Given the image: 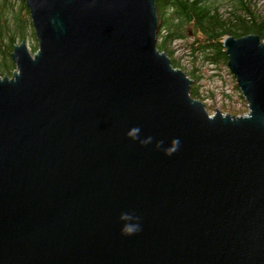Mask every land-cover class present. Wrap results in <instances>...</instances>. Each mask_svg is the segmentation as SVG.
I'll list each match as a JSON object with an SVG mask.
<instances>
[{
    "label": "water",
    "instance_id": "95a60500",
    "mask_svg": "<svg viewBox=\"0 0 264 264\" xmlns=\"http://www.w3.org/2000/svg\"><path fill=\"white\" fill-rule=\"evenodd\" d=\"M25 1L38 48L0 58V264H264L263 33L224 39L249 111L211 113L156 0Z\"/></svg>",
    "mask_w": 264,
    "mask_h": 264
},
{
    "label": "trees",
    "instance_id": "16d2710c",
    "mask_svg": "<svg viewBox=\"0 0 264 264\" xmlns=\"http://www.w3.org/2000/svg\"><path fill=\"white\" fill-rule=\"evenodd\" d=\"M158 47L166 50L175 66L183 67L175 57L174 40L184 39L186 50L194 61L201 58L212 63L228 64L224 39L262 32L264 39V0H156ZM35 37L30 10L25 0H0V58L5 73H12L16 64L12 51L18 40ZM38 45H33L36 51ZM186 68V67H185ZM193 75L191 94L199 96L200 70L189 68Z\"/></svg>",
    "mask_w": 264,
    "mask_h": 264
},
{
    "label": "rangeland",
    "instance_id": "374dc122",
    "mask_svg": "<svg viewBox=\"0 0 264 264\" xmlns=\"http://www.w3.org/2000/svg\"><path fill=\"white\" fill-rule=\"evenodd\" d=\"M32 47L38 45L35 37L27 36ZM21 39L18 40V43ZM184 39L174 40L175 57L181 60L183 67L189 72V68L197 66L201 76L199 78V98L206 102L208 110L213 113L216 108L222 107L224 112L245 113L249 111L248 100L239 87L235 74L228 64L212 63L198 58L194 61L192 54L186 50ZM38 47V46H37ZM194 81V80H193Z\"/></svg>",
    "mask_w": 264,
    "mask_h": 264
},
{
    "label": "clouds",
    "instance_id": "9594fccd",
    "mask_svg": "<svg viewBox=\"0 0 264 264\" xmlns=\"http://www.w3.org/2000/svg\"><path fill=\"white\" fill-rule=\"evenodd\" d=\"M138 133H139V128H132L131 130H129L126 135L130 138H132L133 140H136L138 138ZM151 137H148L144 140H140L141 144H147L151 141ZM160 143L162 142H158L157 146L159 147ZM172 144L174 145L173 147L167 149L165 151L166 155H171L173 152L178 150L180 141L178 138L174 139L172 141ZM119 219L121 221H124L125 223H123L122 227H121V232L124 235H132L135 234L136 232H138L140 230L139 224L138 223H130V221H138L139 217H135L131 214L128 213H121Z\"/></svg>",
    "mask_w": 264,
    "mask_h": 264
}]
</instances>
